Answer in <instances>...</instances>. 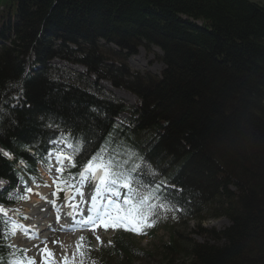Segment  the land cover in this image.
<instances>
[{
	"label": "trees",
	"instance_id": "obj_1",
	"mask_svg": "<svg viewBox=\"0 0 264 264\" xmlns=\"http://www.w3.org/2000/svg\"><path fill=\"white\" fill-rule=\"evenodd\" d=\"M0 15V150L12 157L0 152V179L23 176L59 133L78 165L70 176L103 149L101 162L116 161L129 180L139 166L143 187L133 191L146 195L151 183L170 194L141 235L166 232L158 250L145 252L118 231L94 252L95 264L153 253L159 264H264V8L244 0H0ZM139 47L160 51L159 76L125 67ZM99 81L137 104L114 99ZM217 220L226 226H203ZM191 221L188 234L177 232ZM4 230L0 219V264H9L16 254L2 245Z\"/></svg>",
	"mask_w": 264,
	"mask_h": 264
},
{
	"label": "rangeland",
	"instance_id": "obj_2",
	"mask_svg": "<svg viewBox=\"0 0 264 264\" xmlns=\"http://www.w3.org/2000/svg\"><path fill=\"white\" fill-rule=\"evenodd\" d=\"M2 7L3 6H1V8ZM4 21H5V19H3V17L0 15V27L2 26L1 24ZM142 48L143 47H139L137 49V52L135 53V55H131L129 58L125 59V62L127 63V66L125 65V67L128 70H130L131 72H139V73L148 72L151 75L154 74V75L159 76L160 75L159 72L162 71V64L158 61V56L160 55V51L157 48H152L149 52V51L145 50L144 48L143 49ZM54 63L58 64L59 66L62 65V67L64 66V68H66L68 70H72L78 74H84L86 71L85 68L83 66H80V65H74L71 68H69L67 65H65V63H62L60 61H54ZM102 85L104 86V88L106 90H108V92L111 93V95L113 96L114 99L120 100L123 104H126V105L131 106V107H133L134 104H137L138 99L134 95H132L131 93L125 91L124 89L114 88L112 85L110 86L106 82H104ZM121 118H122V120H124L126 117L121 116ZM234 145L238 147L237 144H234ZM62 167H63V170L67 169V167H68L67 162H64V166H62ZM39 173H41V175H42L41 178H45L44 180H46L47 183L45 185H43V187L41 186L40 188H36V187H34V189L30 188L28 190V194L24 195V197L26 198V202L31 203L32 205H34L33 203L38 204L37 202H35V200H39L38 196L43 195V194H45V196H47V198H51V200L59 201L61 203L64 201L65 198H66L65 201H67L68 195L63 196V193H62V196H60V197H57L58 195L56 196L57 189H59V187L61 188L60 184L58 183L59 172H55V170L49 172L46 169H39L38 174ZM48 177H50V178L48 179ZM87 179H89V177H86V179L83 180V183L85 185L81 182L79 183V189H80L79 194L77 193L76 197L70 198V199H74V201L79 199L80 202L82 203V205L78 208L79 210L75 209V211L78 212V213L73 214V216L75 217L74 218L75 220H81V219L84 220L87 217L84 214V212H90V213L93 212V210L92 211L85 210V208L83 206V202L86 203V201H88V200L91 201V196L96 195V193H93V192H94L95 188L98 186V183H93V185H89L91 181L87 182ZM34 183L39 184V179H35ZM4 185L5 184L3 182H0V192L2 191L1 189L3 188ZM58 185H59V187H58ZM79 189H78V191H79ZM82 190H84V195H87L86 197H83V199H82V193H83ZM75 192L76 191L72 192L73 195H75ZM101 194L102 195L98 197V200H97L98 202L96 203L97 207L98 206L99 207L106 206V204H107V198L105 199L106 201L104 200V197L106 194L105 193H101ZM99 198L101 199V201H99ZM51 203H53V205H54L53 201ZM100 203H101V205H100ZM31 204L26 205V207L31 205ZM63 204H64V202H63ZM21 205H23V204H21ZM60 206H62V205H60ZM89 209H91V205L89 206ZM49 210H52V208L47 209L46 213ZM99 215H101V214L99 213ZM45 216L46 217H44L41 220V223H44V224L47 223V225H49V224H52L51 220H53V219L55 220L57 215L53 219H52V216H50V213H47V215L45 214ZM90 217H91V214H90L89 218ZM28 219L29 218H26V222H23L21 224V226H20L21 228L19 227L18 230L20 232L19 231H17V232H18V238H20V233L24 232L25 234H28L31 237V239H33V236L35 233L36 234L39 233L38 236H34V237H36V239H33V241L29 242L31 247L26 252V254H30L35 258L34 264H42V250L44 248H47L50 252L53 253L52 257H45L49 260L50 264H55L56 256L57 257L60 256V254L62 252H65V257L67 259L68 258L70 259V262L68 261L67 264H93L95 257H93L91 260L90 259L87 260L84 257L83 253H81V250L84 249L87 244H90V245H92V248L95 251H98L100 246H106L109 244V242L111 243L113 241V239L115 238V236H114L115 232L117 230L115 223L113 224L111 221H109L106 218V216H103L101 218H97L96 225L98 228L95 231H92V233H88L87 236L80 235L81 234L79 232L80 226H73V227H77L78 230H76V232L80 233L76 238L78 240L75 239V241H72V242L70 241L65 246L66 248H67V246H69L68 247L69 250L68 249L62 250L61 249L62 248L61 247V242H62L61 238H63L65 236V234H68L69 238H70L73 234L72 232L68 233V231H63V232L60 231V233H59V231H58L57 233H52L51 237L44 239L46 237V235L49 234L47 232L49 229L43 228V227L37 228V230H34L33 228H31V229L27 228L28 227L27 225L29 224ZM93 219H95V218H93ZM84 223L88 224L89 221L86 220ZM100 224H102V225L99 227ZM226 224L227 223L225 222V220H217V221H213V222H207V223L203 224V226L206 228H215L216 230H218V229H221L222 227L226 226ZM193 225H194L193 221L187 222V226H186L187 228L185 226H179L176 228V230L178 233H181V232H183V230H185V231H187V234H188L189 229H192ZM118 227L124 229L125 231L131 232L130 230H127L123 226H118ZM131 237H132L133 242L136 244V246H138L140 249L144 250L145 252H154V250L155 251L158 250L160 248V246L167 241V233L161 232V231L156 233L155 237L151 240L140 239V237L136 238L132 235H131ZM190 238H193L195 240H199V238H197L195 235H190ZM38 239H40V241L38 243H35L34 241H36ZM22 241L23 240L18 242V244L24 245L25 243H22ZM32 243H34V244H32ZM24 247H29V246L25 244ZM151 255L153 256L152 258L147 257L145 259H143V258L137 259L139 261H135L134 264H159V260L155 257V254L153 253ZM38 257H39V259H38ZM56 264H57V262H56Z\"/></svg>",
	"mask_w": 264,
	"mask_h": 264
},
{
	"label": "snow or ice",
	"instance_id": "obj_3",
	"mask_svg": "<svg viewBox=\"0 0 264 264\" xmlns=\"http://www.w3.org/2000/svg\"><path fill=\"white\" fill-rule=\"evenodd\" d=\"M63 135L69 137L74 136V134H70L67 131H65ZM61 142L62 138L59 133L56 138L49 140V155L55 153L57 162L61 165H63L64 160H68L71 168L78 167L76 159L72 156L65 155L62 148L56 149L51 147L52 145H59ZM73 143H75V140H73ZM67 147L70 148L72 145L69 144ZM0 152H2L5 157L9 159L12 158L9 152L3 150H0ZM102 152L103 149L99 150L98 153L93 154L86 162L79 166L80 171L78 175L81 179L90 176L92 179L98 181V186L95 188L96 195L91 196V210H98L99 213L104 216L115 213L113 220L116 226H123L136 234H145L148 228L153 226L152 221L159 214L158 209L169 207L166 201L170 198V194L165 190L166 186L158 184L153 187V185L149 183L147 187L144 188V191L147 193L146 195H141L139 191H133V188L140 189L143 187L139 182L143 180V175L141 171L138 170L139 166H131L129 175L134 179L129 180L122 172L115 170L114 165L117 164L116 161H112L108 164L101 162ZM125 167H128V165L125 164ZM58 171L62 173L63 167ZM73 179H75V177H73ZM120 181H125L122 187L120 186ZM72 187H74V185ZM101 193L107 194V205L97 209L96 201ZM68 197L72 198L71 192L68 193ZM154 201L156 203H153ZM69 207L71 208L73 205L69 203ZM52 256L53 253L47 248H44L42 250V264H50L49 260L45 257ZM10 264H23V262L13 260ZM29 264H34V261L29 262ZM65 264H67V261H65Z\"/></svg>",
	"mask_w": 264,
	"mask_h": 264
},
{
	"label": "bare ground",
	"instance_id": "obj_4",
	"mask_svg": "<svg viewBox=\"0 0 264 264\" xmlns=\"http://www.w3.org/2000/svg\"><path fill=\"white\" fill-rule=\"evenodd\" d=\"M250 4L257 5L258 7L264 8V6L260 2H258V1H255V2L250 3ZM191 21H193V20H191ZM193 23H195L198 26L200 25V23H198L196 21H193ZM64 162H67V164H68L67 169L70 167L69 166V161L68 160H64L63 161V165H59L58 168H61L62 166H64ZM64 170H66V169H64ZM45 198H46V196L39 195V200H35V202H37L38 204H40V208L39 207L34 208L32 204L26 207V209H25V215H27L26 218H29L28 219L29 224L27 225L28 226L27 228H30V229L33 228L34 230H37V228H42L43 227V228H47V229H52L54 231V233H57L58 231H59V233H60V231L61 232L68 231V233L72 232L73 234H72V236L70 238H69V235L68 234H65V236L63 238H61V240H62V242H61V247L62 248L61 249L62 250H64V249H68L69 250V248H68L69 246H67V248L65 246L70 241L71 242L72 241H75V239L77 238V236L81 233L80 229L83 226L82 224L85 222L83 219H81V220H75L74 219L75 217L73 216V214L78 213V212L75 211V209H78L82 205V203L80 202L79 199H77V200L74 201V199L68 198L67 201H64V204H62V206L56 207L55 205H53V203H51V201H48ZM99 201H101L100 198H99ZM97 202L98 201H96V203ZM69 203H71L73 205V207L70 208L69 207ZM100 205H101V203H100ZM50 208H52V209L55 210L57 216H56L55 220L52 221V224H49L50 225L49 226V225H47V223L46 224L41 223V220L45 217L44 212H46V210L47 209H50ZM99 208L100 207L98 206L97 209H99ZM93 213H94V211L91 212V217L89 218V220L92 219ZM73 226H80L79 227L80 228L79 229V232L80 233L79 232H76V230H78V229H77V227H73ZM38 234L39 233H37V234L35 233L34 236H38ZM34 236H33V239H36V237H34ZM19 239H20V241L23 240L22 243H25L29 247L31 246L29 244V242L33 241V239H31V237L28 234H25L24 232H21L20 233V238ZM65 261H67V263H68V261L70 262V259L69 258L67 259L65 257V252H62L60 254V256H58V257L56 256V262H57V264H65L64 263Z\"/></svg>",
	"mask_w": 264,
	"mask_h": 264
},
{
	"label": "water",
	"instance_id": "obj_5",
	"mask_svg": "<svg viewBox=\"0 0 264 264\" xmlns=\"http://www.w3.org/2000/svg\"><path fill=\"white\" fill-rule=\"evenodd\" d=\"M246 2L253 3L255 1L260 2L264 6V0H245Z\"/></svg>",
	"mask_w": 264,
	"mask_h": 264
}]
</instances>
